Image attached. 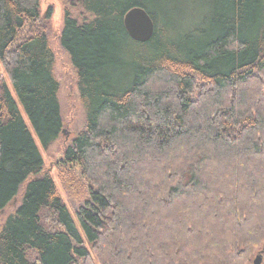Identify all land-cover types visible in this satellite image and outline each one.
Wrapping results in <instances>:
<instances>
[{
	"label": "trees",
	"instance_id": "16d2710c",
	"mask_svg": "<svg viewBox=\"0 0 264 264\" xmlns=\"http://www.w3.org/2000/svg\"><path fill=\"white\" fill-rule=\"evenodd\" d=\"M41 1L0 0V214L22 189L0 264H264V0H59L85 109L55 163L75 219L23 118L44 147L63 131Z\"/></svg>",
	"mask_w": 264,
	"mask_h": 264
},
{
	"label": "rangeland",
	"instance_id": "374dc122",
	"mask_svg": "<svg viewBox=\"0 0 264 264\" xmlns=\"http://www.w3.org/2000/svg\"><path fill=\"white\" fill-rule=\"evenodd\" d=\"M66 5L67 4L59 0L41 1L42 11H45L50 6L53 7L52 24L54 31L50 36L49 40L55 56L54 72L59 84L58 99L60 103L61 116L64 120V132L62 131L61 135L55 141L51 142L48 146L44 147L36 137L34 130L24 113L23 118L26 121V124L32 132L35 141L38 145L44 162L45 170H47L51 174L62 199L64 200L65 204L69 209L70 214L72 215L73 219H75L74 208L72 205L73 203L69 200L65 191L63 190L58 180L57 169L55 167V163L62 157L63 148L70 142V140L75 136V134L83 128L85 121V109L79 97L75 70L71 65L68 54L60 47L58 41V34L62 28L63 12ZM80 9L81 8L78 7L71 9L72 14L77 17L81 13ZM2 77L6 78L3 70ZM13 95L17 100L14 93ZM21 190L18 195V198L16 200L11 201L7 205L5 210L0 214V228L7 220L9 214L13 213L19 206L21 200ZM76 207L77 206H75V208Z\"/></svg>",
	"mask_w": 264,
	"mask_h": 264
},
{
	"label": "water",
	"instance_id": "95a60500",
	"mask_svg": "<svg viewBox=\"0 0 264 264\" xmlns=\"http://www.w3.org/2000/svg\"><path fill=\"white\" fill-rule=\"evenodd\" d=\"M123 25L128 36L136 42L144 43L151 39L154 33V23L150 15L141 7H134L126 12ZM64 132V131H63ZM262 263V254L259 253L253 264Z\"/></svg>",
	"mask_w": 264,
	"mask_h": 264
}]
</instances>
